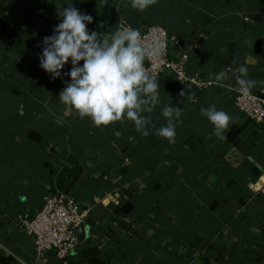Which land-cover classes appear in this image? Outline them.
<instances>
[{
  "label": "crops",
  "instance_id": "1",
  "mask_svg": "<svg viewBox=\"0 0 264 264\" xmlns=\"http://www.w3.org/2000/svg\"><path fill=\"white\" fill-rule=\"evenodd\" d=\"M71 3L101 38L120 21L164 27L167 58L186 53L187 72L213 83L163 71L147 137L128 120L79 119L58 98L71 63L63 79L39 66L43 38ZM240 65L252 90L264 88V0H157L145 11L131 0H0V264H61L54 250L38 255L19 222L56 192L67 157L83 171L69 196L88 210L69 264H264V122L236 108L232 72L215 81ZM213 104L232 118L223 140L200 113ZM165 106L183 109L173 144L155 134Z\"/></svg>",
  "mask_w": 264,
  "mask_h": 264
},
{
  "label": "clouds",
  "instance_id": "2",
  "mask_svg": "<svg viewBox=\"0 0 264 264\" xmlns=\"http://www.w3.org/2000/svg\"><path fill=\"white\" fill-rule=\"evenodd\" d=\"M156 3L157 0H131V7L145 11ZM57 16L61 22L54 27L52 35L42 40L39 66L52 79L69 77V82L59 92L60 102L79 119L90 118L94 127L128 120L135 131L147 137L152 121L144 113H152L159 102L160 85L158 77L146 69L145 61L158 60L165 47L163 42L156 36L146 39L139 29L131 26L101 38V33L87 29L93 17L82 13L72 3L62 6ZM69 62L71 69L62 76ZM228 72H232L243 94L247 95L255 86V80L246 78L248 68L243 65L217 73L215 81L220 86L229 79ZM179 95L185 94L181 91ZM200 113L213 126V134L218 139H226L225 133L232 120L229 114L218 110L214 104L201 108ZM161 114L166 124L155 129V134L173 144L183 109L165 106ZM55 122L63 125L64 120L57 118ZM114 134L121 135L118 131Z\"/></svg>",
  "mask_w": 264,
  "mask_h": 264
},
{
  "label": "built area",
  "instance_id": "3",
  "mask_svg": "<svg viewBox=\"0 0 264 264\" xmlns=\"http://www.w3.org/2000/svg\"><path fill=\"white\" fill-rule=\"evenodd\" d=\"M130 25L125 21H120L114 28L124 29ZM132 27V26H131ZM142 37H158L164 44L163 54L155 61H145V67L150 74L157 77L163 72L171 73L180 84H191L203 89L212 84L211 81H201L190 75L186 70L187 54L180 53L176 60L167 58V46L170 41H174L162 26L148 25L141 29ZM112 32V33H113ZM111 34V33H110ZM234 92V104L247 119L254 125H261L264 122V88L250 90L245 95L237 87ZM88 215V210L80 207L78 202L71 196L56 192L48 195L39 210L32 218H23L19 222V227L28 236L38 255L54 250L56 257L61 264H69L68 258L78 244V239L74 234L75 229L83 226Z\"/></svg>",
  "mask_w": 264,
  "mask_h": 264
},
{
  "label": "trees",
  "instance_id": "4",
  "mask_svg": "<svg viewBox=\"0 0 264 264\" xmlns=\"http://www.w3.org/2000/svg\"><path fill=\"white\" fill-rule=\"evenodd\" d=\"M82 175L83 171L80 164L73 158L67 157L53 179L55 191L70 195L72 188ZM69 262L70 259H68Z\"/></svg>",
  "mask_w": 264,
  "mask_h": 264
},
{
  "label": "water",
  "instance_id": "5",
  "mask_svg": "<svg viewBox=\"0 0 264 264\" xmlns=\"http://www.w3.org/2000/svg\"><path fill=\"white\" fill-rule=\"evenodd\" d=\"M74 234L79 240H81L84 235V226H80L79 228L75 229Z\"/></svg>",
  "mask_w": 264,
  "mask_h": 264
}]
</instances>
